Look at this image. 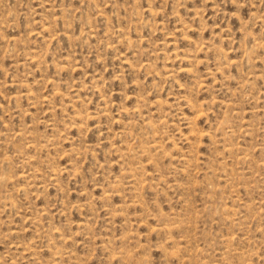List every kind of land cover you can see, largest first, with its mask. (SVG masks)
Masks as SVG:
<instances>
[{"label":"rangeland","instance_id":"374dc122","mask_svg":"<svg viewBox=\"0 0 264 264\" xmlns=\"http://www.w3.org/2000/svg\"><path fill=\"white\" fill-rule=\"evenodd\" d=\"M0 264H264V0H0Z\"/></svg>","mask_w":264,"mask_h":264},{"label":"bare ground","instance_id":"6f19581e","mask_svg":"<svg viewBox=\"0 0 264 264\" xmlns=\"http://www.w3.org/2000/svg\"><path fill=\"white\" fill-rule=\"evenodd\" d=\"M27 93V92H26ZM230 103V102H229Z\"/></svg>","mask_w":264,"mask_h":264}]
</instances>
